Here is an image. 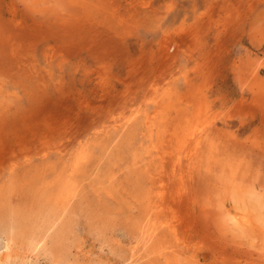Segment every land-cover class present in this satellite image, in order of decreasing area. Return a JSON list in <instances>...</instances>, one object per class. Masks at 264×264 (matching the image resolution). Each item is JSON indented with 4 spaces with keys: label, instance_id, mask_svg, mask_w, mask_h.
<instances>
[{
    "label": "rangeland",
    "instance_id": "rangeland-1",
    "mask_svg": "<svg viewBox=\"0 0 264 264\" xmlns=\"http://www.w3.org/2000/svg\"><path fill=\"white\" fill-rule=\"evenodd\" d=\"M0 264H264V0H0Z\"/></svg>",
    "mask_w": 264,
    "mask_h": 264
}]
</instances>
